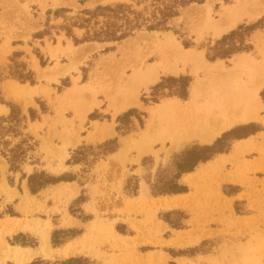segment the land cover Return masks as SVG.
Returning a JSON list of instances; mask_svg holds the SVG:
<instances>
[{"label": "rangeland", "instance_id": "374dc122", "mask_svg": "<svg viewBox=\"0 0 264 264\" xmlns=\"http://www.w3.org/2000/svg\"><path fill=\"white\" fill-rule=\"evenodd\" d=\"M55 1L62 4L39 8L34 2L18 3L25 0H0V69L7 76L0 84L2 98L21 105L26 114L29 107L47 108L28 126L39 143L41 165L36 167L65 178L31 194L26 179L10 172L0 156V264H28L37 257L50 262L85 257L88 264H264V129L235 140L228 152L182 175L185 193L154 197L148 184L160 170L170 178L174 156L194 144H211L240 124L264 128V21L248 37L249 52L215 61L205 57V46L237 25L264 20V0H205L172 21L178 34L139 31L119 43L77 45L61 28L65 9L73 15L117 0ZM250 1L258 4L255 13L223 30L214 27L224 13L233 14ZM82 33L75 29L78 37ZM183 39L192 45L184 47ZM175 46L180 53L172 56ZM14 52L35 72V84L9 76ZM153 65L157 75L146 80ZM179 75L191 79L186 98L172 93L158 103L143 102L162 77ZM219 80L237 88L260 86L249 117L231 123L209 143L183 138L181 121L208 107L209 95L196 89ZM106 90L129 104L116 109ZM130 108L143 114L144 122L140 126L134 119L135 130L121 135L116 117ZM8 112L0 102V116ZM165 120L178 128L164 126ZM114 137L116 151L99 148ZM80 148L81 160L73 162ZM32 169L25 167L28 173ZM66 229L77 231L53 246V231ZM31 238L35 247L10 243Z\"/></svg>", "mask_w": 264, "mask_h": 264}, {"label": "trees", "instance_id": "16d2710c", "mask_svg": "<svg viewBox=\"0 0 264 264\" xmlns=\"http://www.w3.org/2000/svg\"><path fill=\"white\" fill-rule=\"evenodd\" d=\"M205 0H132L114 1L105 4H97L93 7L84 8L76 11L73 15H66L71 12L65 9V29L66 36L72 38L77 44L85 42H111L119 43L122 40L133 36L139 31H172L178 34L172 21L181 16L182 11L192 4H201ZM231 0H224L229 3ZM263 19L253 23H241L227 33L220 36L211 45L205 46V57L208 61L229 59L236 54L249 52L252 45L248 37L257 28L263 27ZM82 29L81 37L75 34V29ZM182 44L188 48L192 43L183 39ZM20 52H14L11 56L12 64L9 66V76L20 83L35 84V72L28 68L27 63L18 60ZM44 65V61L41 60ZM7 78L0 69V84ZM167 82H175L178 87L172 89L167 86ZM191 79L187 75L166 76L151 87L150 98H143L145 103H158L166 95L176 94L181 98H186ZM164 90H168L164 93ZM0 102L5 104L9 112L0 116V156L7 164L8 170L12 173H20V180L26 179L27 189L31 194H37L49 185L65 181L64 176H55L50 172L39 169L36 166L41 165L38 155V140L28 131L30 122L39 119L41 113H45L47 108L40 106V111L29 107L27 114L23 112L21 105L13 102H6L2 98L0 87ZM141 114L136 108H130L116 117V131L121 135H127L135 130L134 119L140 126L143 125ZM260 128L254 123L240 124L223 132L211 144H194L176 154L172 160L174 169L170 178H167L160 170L156 174L154 182H148L151 195L156 197L160 195L180 194L187 192V186L179 182L182 175L192 172L200 163L207 162L217 154L226 153L235 140L246 138L259 131ZM84 148V147H83ZM80 148L74 151L71 159L73 162L81 160L82 150ZM106 152H114L118 148V138L114 137L105 140L99 144ZM146 160V158L144 159ZM32 166L30 173L25 171L26 166ZM137 187L132 194H135ZM77 230H55L51 235V244L57 246L61 244L68 236L73 235ZM19 237L26 236L19 234ZM18 236L14 237L17 239ZM31 238L30 242H10L19 244L22 247H35L37 242ZM90 260L85 257H69L62 261L50 262L41 257L33 259L28 264H88ZM172 264V263H170Z\"/></svg>", "mask_w": 264, "mask_h": 264}, {"label": "bare ground", "instance_id": "6f19581e", "mask_svg": "<svg viewBox=\"0 0 264 264\" xmlns=\"http://www.w3.org/2000/svg\"><path fill=\"white\" fill-rule=\"evenodd\" d=\"M207 4L209 3L206 2L205 5ZM197 6L199 8L201 7L200 5H197ZM257 9H258V4L256 3V1H253L247 7H244L240 10L238 9V11H234L235 13L231 12L233 14L229 13L231 11L230 10L228 13H224V15L219 20L217 19L218 21L216 22L214 27H216L218 30H223L227 28L229 24L233 22L235 19L241 17L242 15L246 13H249V15L250 13H255ZM170 51H172L171 52L172 56L180 53V52H177V51H180L178 46H175ZM153 66L154 67H151L150 69L148 68L149 70L145 73L147 75L146 80L147 78L152 80L156 77L158 66L157 67L156 65H153ZM164 68L167 69L169 67L166 65V67ZM219 81L220 82L216 84H215V81L208 82L209 83L208 85L203 84L204 86H202L200 89H198L199 87L196 89V93L202 91V93H205V95H209L208 98L206 97L207 102H208V107L204 108L203 110L193 113L191 117L186 119L185 121H181L180 125L183 127V129H181L183 131L181 136L183 138L197 139L202 142L209 143L213 141V139L221 131L228 128V126H231L230 125L231 123H234L237 120H240V119L242 120L244 118L249 117V110L253 109L250 107V104H252L251 100H254L253 96L257 94V89L259 85L257 84L254 87L253 86L251 87L241 86L242 88H237V87H233L229 85V82H227L228 80H223V81L219 80ZM118 98H120V96ZM127 100L121 101L120 104L116 107V109H121L127 106L129 104ZM248 108L250 109L248 110ZM174 125L175 124H173V122H170L169 120L167 121L165 120L164 126L166 127L168 126V128L169 126H171V128H173ZM174 128H178V126L176 125ZM170 129L168 130L171 133L172 130ZM178 140L179 139L177 137V141Z\"/></svg>", "mask_w": 264, "mask_h": 264}, {"label": "crops", "instance_id": "0c3cea01", "mask_svg": "<svg viewBox=\"0 0 264 264\" xmlns=\"http://www.w3.org/2000/svg\"><path fill=\"white\" fill-rule=\"evenodd\" d=\"M62 1H64V0H62ZM27 2H34V3H37V5L39 6V8H40L42 5H44L45 7H51V6H56V5H61V4H62V3L56 2L55 0H25V2H18V3H19V4H24V3H27ZM11 6H12V5H11ZM38 14H39V13H38ZM39 17H40V16H39ZM10 26H11V25H10ZM12 26L15 27L16 25L13 24ZM242 56H246V55H242ZM106 94L109 95V97L112 98V100H113V104H114L116 107L120 104L122 98H118L113 92H110L109 90H106ZM93 104H94V102L91 103V104H89V105H86V106L83 108V110L80 112V113H81V117L85 116L87 110H89V109L92 107ZM2 162L5 164V166L7 165L4 159H2Z\"/></svg>", "mask_w": 264, "mask_h": 264}]
</instances>
